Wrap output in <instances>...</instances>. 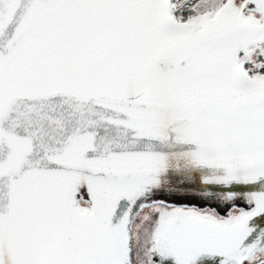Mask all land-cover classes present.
I'll list each match as a JSON object with an SVG mask.
<instances>
[{
	"label": "snow or ice",
	"instance_id": "1",
	"mask_svg": "<svg viewBox=\"0 0 264 264\" xmlns=\"http://www.w3.org/2000/svg\"><path fill=\"white\" fill-rule=\"evenodd\" d=\"M0 264H264V0H0Z\"/></svg>",
	"mask_w": 264,
	"mask_h": 264
}]
</instances>
